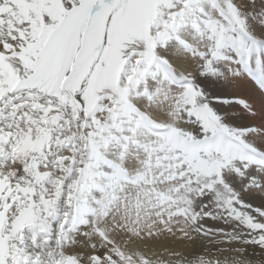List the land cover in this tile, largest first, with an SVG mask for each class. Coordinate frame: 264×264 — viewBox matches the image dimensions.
Returning <instances> with one entry per match:
<instances>
[{"label":"snow or ice","instance_id":"obj_1","mask_svg":"<svg viewBox=\"0 0 264 264\" xmlns=\"http://www.w3.org/2000/svg\"><path fill=\"white\" fill-rule=\"evenodd\" d=\"M169 261L264 264V0H0V264Z\"/></svg>","mask_w":264,"mask_h":264},{"label":"bare ground","instance_id":"obj_2","mask_svg":"<svg viewBox=\"0 0 264 264\" xmlns=\"http://www.w3.org/2000/svg\"><path fill=\"white\" fill-rule=\"evenodd\" d=\"M219 110L223 114V113H227L229 111V108L227 106H223ZM226 119H232V117L228 116V117H226ZM163 259L168 260V257L164 256ZM168 264H171V262L169 261Z\"/></svg>","mask_w":264,"mask_h":264}]
</instances>
